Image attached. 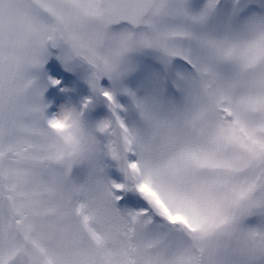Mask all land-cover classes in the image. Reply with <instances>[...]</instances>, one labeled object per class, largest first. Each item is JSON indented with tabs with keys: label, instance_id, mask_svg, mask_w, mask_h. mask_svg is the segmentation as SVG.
<instances>
[{
	"label": "snow or ice",
	"instance_id": "1",
	"mask_svg": "<svg viewBox=\"0 0 264 264\" xmlns=\"http://www.w3.org/2000/svg\"><path fill=\"white\" fill-rule=\"evenodd\" d=\"M0 264H264V0H0Z\"/></svg>",
	"mask_w": 264,
	"mask_h": 264
}]
</instances>
